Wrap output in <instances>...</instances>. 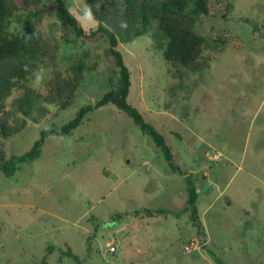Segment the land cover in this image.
<instances>
[{
  "label": "rangeland",
  "instance_id": "1",
  "mask_svg": "<svg viewBox=\"0 0 264 264\" xmlns=\"http://www.w3.org/2000/svg\"><path fill=\"white\" fill-rule=\"evenodd\" d=\"M88 1L66 3L89 31L98 23ZM233 2L227 19L197 25L211 67L190 74L174 99L177 81L149 36L122 48L132 75L128 102L164 136L181 169L198 178L202 237L184 211L185 177L170 171L152 138L114 105L90 113L69 136L47 138L36 160L18 162L43 130L101 99L114 77L105 38L62 39L54 0H42L35 25L60 41L58 69L84 50L99 68L86 74L71 106L49 107L47 118L0 136V165L17 167L11 176L0 170V264H264V0ZM224 35L229 44L213 39ZM53 70L46 62L28 85L44 90ZM145 209L166 214L135 215ZM193 239L203 245L187 254ZM69 248L81 263L63 255Z\"/></svg>",
  "mask_w": 264,
  "mask_h": 264
},
{
  "label": "trees",
  "instance_id": "2",
  "mask_svg": "<svg viewBox=\"0 0 264 264\" xmlns=\"http://www.w3.org/2000/svg\"><path fill=\"white\" fill-rule=\"evenodd\" d=\"M54 2L55 14L61 24L62 39L87 41L99 36L105 38L109 46L108 53L114 62V77L110 79L111 89L101 99L94 105L83 107L65 125L43 130L40 139L28 153L18 158V162L36 160L40 157L47 138L69 136L81 127L90 113L107 105H114L127 114L142 133L152 138L163 153L170 171L185 177L187 200L184 211L190 213L194 228L203 237L205 231L197 206L201 190L198 178L181 169L164 136L147 123L140 111L128 102L132 75L122 48L138 38L149 36L163 51L168 73L177 81L171 89L174 99L185 86L190 74H201L211 67V57L205 54L208 39L197 31V25L209 18L227 19L234 8L233 0H89V13L98 23L97 28H90L89 31L69 10L66 0ZM44 12L42 0H0L1 139L20 133L29 122L38 123L47 118L51 113L49 107H56L61 111L71 106L86 74L99 68L92 51L84 50L81 54L71 56V63L66 70L58 69L60 41L37 31L35 25ZM225 35L213 39L222 45L229 44L230 40ZM233 39L239 41L234 35ZM233 45L240 47L238 43ZM46 62L54 68L52 77L45 83L44 90H35L28 85L29 79ZM14 92L18 94L12 98ZM10 99V109H7ZM172 103H168L166 108H170ZM0 170L11 176L17 167L0 165ZM142 212L148 217L166 214L164 210L145 209L137 211L135 215ZM118 217L120 215L116 216ZM48 249L52 251L53 246ZM63 255L81 263L80 257L70 248ZM43 263L46 264L45 260Z\"/></svg>",
  "mask_w": 264,
  "mask_h": 264
},
{
  "label": "built area",
  "instance_id": "3",
  "mask_svg": "<svg viewBox=\"0 0 264 264\" xmlns=\"http://www.w3.org/2000/svg\"><path fill=\"white\" fill-rule=\"evenodd\" d=\"M203 244L201 243V241L199 239H193L190 242H188L185 247H184V252L185 253H192L193 251H197L200 246H202ZM112 253L116 251L115 247L111 248Z\"/></svg>",
  "mask_w": 264,
  "mask_h": 264
},
{
  "label": "clouds",
  "instance_id": "4",
  "mask_svg": "<svg viewBox=\"0 0 264 264\" xmlns=\"http://www.w3.org/2000/svg\"><path fill=\"white\" fill-rule=\"evenodd\" d=\"M25 70H27L26 65H25ZM42 79H43V75H42V70H41V72H38L35 74L36 83H40Z\"/></svg>",
  "mask_w": 264,
  "mask_h": 264
},
{
  "label": "crops",
  "instance_id": "5",
  "mask_svg": "<svg viewBox=\"0 0 264 264\" xmlns=\"http://www.w3.org/2000/svg\"><path fill=\"white\" fill-rule=\"evenodd\" d=\"M209 243L208 239H207V236H206V244Z\"/></svg>",
  "mask_w": 264,
  "mask_h": 264
}]
</instances>
